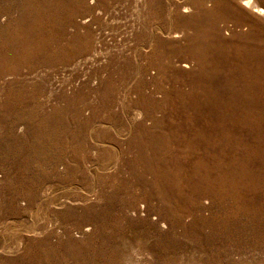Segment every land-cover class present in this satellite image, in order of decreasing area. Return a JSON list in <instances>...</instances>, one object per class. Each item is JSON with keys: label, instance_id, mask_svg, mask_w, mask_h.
Masks as SVG:
<instances>
[{"label": "rangeland", "instance_id": "rangeland-1", "mask_svg": "<svg viewBox=\"0 0 264 264\" xmlns=\"http://www.w3.org/2000/svg\"><path fill=\"white\" fill-rule=\"evenodd\" d=\"M0 264H264V15L0 0Z\"/></svg>", "mask_w": 264, "mask_h": 264}, {"label": "bare ground", "instance_id": "bare-ground-1", "mask_svg": "<svg viewBox=\"0 0 264 264\" xmlns=\"http://www.w3.org/2000/svg\"><path fill=\"white\" fill-rule=\"evenodd\" d=\"M245 10H251L259 15H264V10L259 6L257 0H240Z\"/></svg>", "mask_w": 264, "mask_h": 264}]
</instances>
